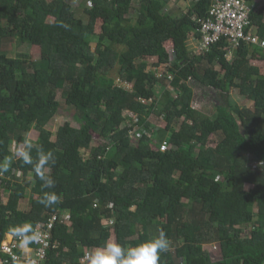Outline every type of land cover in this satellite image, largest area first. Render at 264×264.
I'll use <instances>...</instances> for the list:
<instances>
[{
    "label": "trees",
    "instance_id": "16d2710c",
    "mask_svg": "<svg viewBox=\"0 0 264 264\" xmlns=\"http://www.w3.org/2000/svg\"><path fill=\"white\" fill-rule=\"evenodd\" d=\"M70 1L0 0V161L33 128L34 143L56 156L46 169L53 189H42L19 158L0 176L8 193L7 202L0 194V244L68 213L69 225L54 223L40 264H84L86 249L112 233L130 246L161 230L170 248L160 264H264V63H250L264 62V49L242 42L227 59L231 46L221 38L192 50L196 20L213 0H191L178 15L166 11L171 0H85L77 10ZM262 16L253 7L259 29ZM14 45L38 47L39 58ZM114 70L130 89L115 82ZM196 88L217 90L212 113L196 108ZM59 89L79 127L65 122L53 134L47 125L62 105ZM231 90L252 107L230 99ZM151 115L165 120L163 129L149 124ZM94 134L106 143L92 146ZM49 191L59 202L45 206ZM26 197L29 209L21 210ZM212 243L215 260L203 248Z\"/></svg>",
    "mask_w": 264,
    "mask_h": 264
},
{
    "label": "built area",
    "instance_id": "2783aa9c",
    "mask_svg": "<svg viewBox=\"0 0 264 264\" xmlns=\"http://www.w3.org/2000/svg\"><path fill=\"white\" fill-rule=\"evenodd\" d=\"M252 9L253 5H249L246 0H213L208 15L196 20L200 34L196 38L197 47L200 50H208L212 44L225 38L233 49L242 42L264 49V38L252 31L253 24L250 21ZM130 136L134 139L132 134ZM167 146L168 143L163 141L159 149L164 151ZM56 221L69 225L70 215L54 214L29 235H24L22 230L17 234H10V238L0 244V264H14V261L17 264H40L44 261L47 248L53 246L51 230Z\"/></svg>",
    "mask_w": 264,
    "mask_h": 264
},
{
    "label": "clouds",
    "instance_id": "9594fccd",
    "mask_svg": "<svg viewBox=\"0 0 264 264\" xmlns=\"http://www.w3.org/2000/svg\"><path fill=\"white\" fill-rule=\"evenodd\" d=\"M15 149L5 160L0 161V176L9 171V165L15 158H19L26 165H31L37 178L41 181L42 189H53L55 180L46 173V169L53 167L56 156L52 150H45L43 146L25 137L21 141L13 142ZM36 153L35 157L33 153ZM59 202L55 192H44L40 203L52 206ZM170 242L164 231L152 239L136 245L125 246L119 243H106L88 255L89 264H160L162 254L168 252Z\"/></svg>",
    "mask_w": 264,
    "mask_h": 264
},
{
    "label": "rangeland",
    "instance_id": "374dc122",
    "mask_svg": "<svg viewBox=\"0 0 264 264\" xmlns=\"http://www.w3.org/2000/svg\"><path fill=\"white\" fill-rule=\"evenodd\" d=\"M85 0H71L70 3L72 5V7L74 9H80V4H83L82 6H84L85 4L87 5L86 2H84ZM190 1L191 0H171L169 2V4H167L166 6V11L167 12H170L171 15H178L180 13H183L187 10L189 4H190ZM79 14L80 16L82 15V11L80 10L79 11ZM194 44V41L190 39L189 37V46L191 47L192 50H195V47L192 46V44ZM93 44V47L95 46L94 43ZM168 49L170 47V44L169 43H166ZM13 49H18L19 50V46H13L12 47ZM20 50L21 51H24V52H27V53H30L31 56L34 58V59H38L39 58V48L36 47V46H29L27 47L26 45H22L20 46ZM171 49V48H170ZM169 49V50H170ZM19 50V51H20ZM233 49H231L230 53H228L227 55V59H231L232 58V52ZM197 52V51H196ZM156 59V58H155ZM153 59V60H155ZM151 58L148 59V61L150 63H152L153 61ZM157 70V69H156ZM158 72H164V70H161V69H158L157 70ZM113 77H115V82L117 84H122L124 85V83H121L117 77V74L115 72V70L113 71L112 73ZM222 76V74H221ZM222 85L223 87H228V84L227 82H225L224 80L222 81ZM126 87V89H130L131 88V84L129 85H124ZM216 89L215 88H209L208 90H202V89H199V88H196L195 90V105H196V108L203 111L204 113L206 114H210L212 113V108L214 106V96H218V94H216ZM57 99L59 100V102L62 104L60 109L58 110L57 114L53 117V119L48 123L47 125V128H49L53 134H55V132L57 131V129L63 125L65 122H69L73 127H79V124L78 122L74 119L73 117V114H74V109L65 104L64 102V96H63V93H62V89L58 90L57 91ZM230 99L236 101V103L242 107H247V101L243 98V97H240L238 96L233 90H231V93H230ZM144 101V100H143ZM250 107H252V105H249ZM148 122L149 124H152L154 125V127H164L165 126V120L160 116V117H156L155 115H151L149 118H148ZM38 131L36 129H31L28 133H27V137L30 138L33 142H35V140L37 139L38 137ZM213 142L212 143H215V139L212 140ZM106 143V140L102 137H98L96 136V134H94V138H93V141H92V146H98V145H104ZM214 145V144H213ZM11 151H14L15 149V144L13 143L11 145ZM82 154L83 155H87L88 152L85 151V150H82ZM16 177H18L19 179L23 180V182H26L29 180L28 176H22V173L21 172H18L16 173ZM16 179L15 178H11L10 181H8L10 184L12 183H15ZM249 187V186H247ZM27 193H30V191H28ZM0 194L2 195V199H3V202H7L8 201V193H4L3 190L0 188ZM29 206V199L28 197L24 198V199H21L20 202H19V209H23V210H28ZM103 223L106 225V224H109L110 222L106 221V220H103ZM23 227H27L26 224H23ZM113 231V229H111ZM10 238V234H6V237L5 239L8 240ZM115 242L116 243V239H115V235L114 233H112L110 239H109V242L108 243H113ZM203 248L205 250H207L211 256V258L213 260L219 258L220 254H219V247H218V244L217 243H212V244H206L203 246ZM95 249H86V252H87V257L83 260L84 261V264H89V260H88V255L90 252L94 251ZM31 254V252L29 253Z\"/></svg>",
    "mask_w": 264,
    "mask_h": 264
},
{
    "label": "crops",
    "instance_id": "0c3cea01",
    "mask_svg": "<svg viewBox=\"0 0 264 264\" xmlns=\"http://www.w3.org/2000/svg\"><path fill=\"white\" fill-rule=\"evenodd\" d=\"M254 2H253V7L254 8H256V9H262L263 8V16H262V23H263V25H264V0H253ZM261 30H262V32H264V28H262V29H259V27H257L256 25H253V29H252V31L253 32H255V33H258V34H260V35H262L261 34ZM190 39H191V41L193 40L194 41V44L193 43H191L192 44V46L193 47H195V49H196V51H200V49L197 47V45H196V37H194L193 36V34H191V37H190ZM231 49H233V48H231ZM230 53V52H229ZM156 57H152L151 59L153 60V59H155ZM263 60H260V59H256V58H251V60H250V63H251V65L252 66H254V67H257V68H260L261 67V65L264 63V62H262ZM157 62V58L155 59V60H153L152 61V63H156ZM153 69H161V70H164V66H158V67H155V68H153ZM261 71V70H260ZM159 73H161V71L159 72ZM241 97V96H240ZM248 103H247V107H249V105H252V104H250L251 102H249V100H247V99H245ZM159 128H161V129H163V127H159ZM159 136H161V134L159 133ZM158 136V137H159ZM5 240V239H4ZM95 249H97V248H95Z\"/></svg>",
    "mask_w": 264,
    "mask_h": 264
}]
</instances>
